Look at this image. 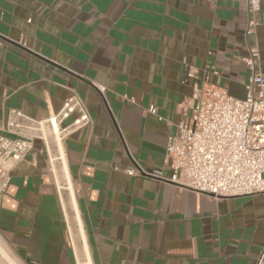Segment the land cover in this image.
<instances>
[{"label":"crops","instance_id":"1","mask_svg":"<svg viewBox=\"0 0 264 264\" xmlns=\"http://www.w3.org/2000/svg\"><path fill=\"white\" fill-rule=\"evenodd\" d=\"M246 22L242 0H0V131L10 110L45 120L73 95L90 119L60 143L92 264H264V195L213 199L150 177L172 173L167 137L194 87L245 98ZM49 141L2 198L0 241L18 264H76Z\"/></svg>","mask_w":264,"mask_h":264},{"label":"built area","instance_id":"2","mask_svg":"<svg viewBox=\"0 0 264 264\" xmlns=\"http://www.w3.org/2000/svg\"><path fill=\"white\" fill-rule=\"evenodd\" d=\"M242 1L247 10L243 33L247 56L241 61L250 72L245 98L236 99L223 89L202 92L194 87L191 116L177 125L176 134L167 137L165 165L172 173L168 177L162 171L150 175L213 199L264 195V72L256 34V16L261 8L260 0ZM3 43L0 39V45ZM97 89L103 96L105 89ZM121 99L132 103L125 96ZM147 111L156 115L155 107L150 106ZM73 113L79 117L64 126ZM88 124L86 109L76 95L67 99L56 115L45 120L37 121L18 110H10L0 131V207L11 171L25 160L37 141L47 150L50 136L56 139L57 135L61 140ZM125 172L135 174L132 169Z\"/></svg>","mask_w":264,"mask_h":264},{"label":"bare ground","instance_id":"3","mask_svg":"<svg viewBox=\"0 0 264 264\" xmlns=\"http://www.w3.org/2000/svg\"><path fill=\"white\" fill-rule=\"evenodd\" d=\"M54 132L57 133L56 127L54 128ZM55 140L58 146V155H57L58 157H56L55 161H58L59 163H61L62 170L64 171V175L67 180L66 182L67 185L65 188H66V191H68V196L64 197L63 195H61V202H62V206L65 212L67 211L68 207L71 208V211H72L71 217L66 213V218H67V222L69 225L70 236L73 242L72 244L74 248L76 264H92L90 257H89L88 245L86 243L85 235L82 229L79 213L76 207L75 200L73 198L71 185L69 183L70 181L66 174L60 139L57 135H56ZM58 187L61 191L62 187L59 184H58ZM0 255L3 258L2 260L7 262L8 264H17L12 258V256L8 254L6 251L2 250L1 247H0Z\"/></svg>","mask_w":264,"mask_h":264},{"label":"rangeland","instance_id":"4","mask_svg":"<svg viewBox=\"0 0 264 264\" xmlns=\"http://www.w3.org/2000/svg\"><path fill=\"white\" fill-rule=\"evenodd\" d=\"M66 213L71 217V215H72V211H71V208H69L68 207V209H67V211H66ZM1 242V241H0ZM0 247L2 248V250H4V251H6L8 254H10L9 253V251H8V248L4 245V243H0ZM11 255V254H10ZM12 256V255H11ZM13 258V257H12ZM3 258L1 257V255H0V264H8L7 262H5L4 260H2ZM14 259V258H13ZM14 261H15V259H14ZM16 262V261H15ZM17 263V262H16ZM18 264V263H17ZM19 264H23V263H19Z\"/></svg>","mask_w":264,"mask_h":264}]
</instances>
